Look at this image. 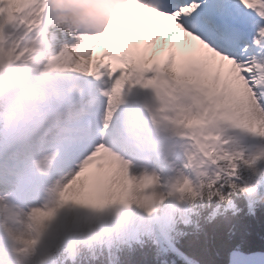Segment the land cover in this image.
Segmentation results:
<instances>
[{
  "label": "snow or ice",
  "instance_id": "snow-or-ice-1",
  "mask_svg": "<svg viewBox=\"0 0 264 264\" xmlns=\"http://www.w3.org/2000/svg\"><path fill=\"white\" fill-rule=\"evenodd\" d=\"M32 16L25 21L29 29H38L42 22L44 0H21ZM94 5L109 20L106 31L81 33L72 48L58 54L38 58L27 56L36 48H21L18 40L9 43L17 20L0 17V133H6L12 146L38 151L49 138L55 144L77 147L73 124L80 113L71 106L64 112H53L66 103L62 96L66 74L82 75L92 80H105L111 87L103 91L107 97L104 127L107 128L116 108L122 102L123 90L129 81L152 87L162 97V89L170 81L187 91L195 101L193 107H181L174 116L163 119L174 126L175 134L187 138L196 152H186V168L195 175H205L198 169L205 162L217 165L214 179L217 191L208 195L226 199L222 188L251 192L252 187L240 184L241 165L254 167L264 160V150L249 159L244 153L224 150L217 143H229L219 134L205 133L212 124H227L264 139V95L253 87L264 83V0H79ZM154 5H157L154 7ZM135 23V36L127 28ZM255 34L248 43V34ZM168 37L172 40L169 42ZM119 39L124 45L97 48L105 40ZM148 69L155 73L145 79ZM123 74L116 78V73ZM164 112L165 108L158 109ZM154 117V122L159 123ZM57 153L45 154L35 161L41 172L47 171ZM198 155L202 159L198 160ZM93 161L98 163L93 164ZM129 161L112 153L100 143L83 162L80 170L60 189V203H75L88 207L130 206L135 204L151 214L155 205L165 199L149 192L158 184V177L147 171L139 176L131 172ZM223 173V175H222ZM203 181L199 187L203 188ZM180 194V199L201 195L191 177L183 174L171 183L167 195ZM0 211L5 214V232L16 241L8 222H14V206L0 197ZM55 209L34 208L31 218L43 224ZM34 244L35 240L24 241Z\"/></svg>",
  "mask_w": 264,
  "mask_h": 264
},
{
  "label": "clouds",
  "instance_id": "clouds-1",
  "mask_svg": "<svg viewBox=\"0 0 264 264\" xmlns=\"http://www.w3.org/2000/svg\"><path fill=\"white\" fill-rule=\"evenodd\" d=\"M157 5H154L156 7ZM43 16L50 15L55 22V26L63 29L70 36L74 37L75 42L71 45H65L63 48H72L77 43V36L81 33L98 34L107 30L110 20L109 18L99 11L94 5L80 3L79 0H44L43 2ZM34 10H30L27 4L22 3L21 0H0V17L7 18L9 21L17 20L18 22L14 25L12 35L9 37V43L13 40H18L21 48H36V52L27 53V56L38 58L41 50V42L38 38V29H29L25 26V21L28 17L32 16ZM42 16V17H43ZM42 23V22H41ZM41 26V24H40ZM31 34V38H28ZM113 42L116 44L124 45L126 41L119 39L105 40L96 47H102L104 45L112 46ZM62 48V49H63ZM147 73H154L152 69H148ZM122 72L116 73V78L122 75ZM145 79H152L153 76ZM82 75L77 74H66L61 77H57L58 80L63 82L78 80ZM87 78V77H85ZM103 80V78H101ZM95 80V81H101ZM108 83V90L111 87L110 82ZM139 85L129 81L124 90L128 86ZM175 81H170L169 84L162 89V97H158L155 88L147 87L146 89H152L159 102L160 108H165L164 112L154 111L152 114V120L154 117L157 119L164 116H174L176 111L181 107H193L195 101L192 95L178 87H175ZM253 87L257 91L258 95H264V83H260L258 86L253 84ZM156 123V122H155ZM157 125L161 126L165 130H171L176 137H181L175 134L174 126L163 119H159ZM103 128L104 121H103ZM231 128L227 124H212L205 129V133L219 134L222 140H228L229 143H217L215 148L218 152L224 150L233 152L244 153L245 159L251 158L253 154L258 151L264 150V146L259 148L245 149L237 141L231 139L226 133L225 129ZM237 129V128H231ZM241 130V129H239ZM245 132V131H244ZM247 133V132H246ZM77 136L82 137L77 145V155L82 157L79 159L78 164L74 170L65 171L63 175L55 179L49 188V198L46 203L39 204L36 206L28 207L27 209L19 206H14L10 202V194L5 192L0 197H6L7 203L14 206L17 213V218L14 222H8L19 237L18 240L12 241L5 232L4 225L6 222L5 214L0 211V238L6 239L9 243L10 252L14 258V264H81L82 259L96 260L100 256L107 255L108 264H115L118 259L117 252L122 250L125 246L131 250L132 242L142 243L141 237L146 234L153 232L154 228L166 226L170 223H174V218L181 220L185 225L193 223L190 220L189 214L191 212L190 205L198 199L207 198L212 200L217 198V204H221L232 196L234 191L231 187L222 188V191L226 194V199L221 200L219 196H209V191H217V187L214 185L212 189L207 187L208 183L213 180L214 173L219 171L217 165L203 163L198 169L199 172L205 173V175H195L193 170L186 168V152H196V149L192 142L187 138H183V163L178 165V170H174V175L163 178L161 175L152 172L158 177V184L149 189V192L155 191L157 194H162L165 199L159 201L155 205V210L149 214L143 208L132 204L130 206H109L104 208L88 207L75 203H60L59 192L60 189L66 184L73 175L80 170V166L83 162L95 151V148L103 143L109 151L120 156L124 159L117 151L104 139V136L95 127L90 125L83 133H76ZM252 136V135H251ZM254 137V136H253ZM99 138V142H95ZM66 146L64 144H56L55 151H64ZM31 161L32 166L38 174L48 175L51 168L55 167L54 161L50 168L41 172L35 166V161L40 159L46 154L45 144L38 151ZM59 159V157H56ZM202 159L198 155V160ZM128 161V160H126ZM93 164L98 161H93ZM249 170L253 174V180L251 183H245L252 187L251 192L241 193L247 194L249 199L255 204H264V194H260L257 191V186L264 182V160L258 162L254 167H247L241 165V170ZM132 172V171H131ZM241 172V171H240ZM133 175L139 176L140 174ZM187 174L191 177L194 184L197 185L201 195L196 198H185L180 199V194L169 197L167 195L170 190V185L174 182L177 177ZM240 174V173H239ZM223 175V173H222ZM203 181L204 187L200 188V182ZM238 182V181H237ZM239 183V182H238ZM241 184V183H240ZM230 207L232 205H229ZM34 208L43 209H55L54 215L43 222L38 224L31 218V212ZM121 209H135V212H129L122 214ZM236 211H240L236 209ZM255 207H249V213L254 214ZM215 213L212 214L211 218H214ZM35 240L34 244H26L24 241ZM195 264V262H193Z\"/></svg>",
  "mask_w": 264,
  "mask_h": 264
},
{
  "label": "trees",
  "instance_id": "trees-1",
  "mask_svg": "<svg viewBox=\"0 0 264 264\" xmlns=\"http://www.w3.org/2000/svg\"><path fill=\"white\" fill-rule=\"evenodd\" d=\"M8 146L7 134L0 133V157ZM239 176V183H251L247 170ZM258 186L264 194V182ZM253 206L255 212L250 214V201L239 191L219 205L217 198L198 199L190 205L193 223L185 225L174 218V223L154 228L141 237L142 243L133 241L131 250L127 246L119 250L115 264H227L233 249L264 250V204L253 202ZM81 264H108V258L82 259Z\"/></svg>",
  "mask_w": 264,
  "mask_h": 264
},
{
  "label": "bare ground",
  "instance_id": "bare-ground-1",
  "mask_svg": "<svg viewBox=\"0 0 264 264\" xmlns=\"http://www.w3.org/2000/svg\"><path fill=\"white\" fill-rule=\"evenodd\" d=\"M49 18V16L46 14L45 16L42 17V23L41 26L37 31V33H39V30H41V28L43 27V23ZM131 21V20H130ZM131 26H132V32L135 31V23H133L131 21ZM10 33L13 32L12 29L8 30ZM28 38H31V34ZM65 42V39H63ZM169 42H171L172 38L168 37ZM67 41V40H66ZM75 42V39L73 41V43ZM62 47H59L57 49L51 48L49 49V45L48 44H43L41 42V50L43 52V55L45 57L50 56V55H55L58 54L59 51L66 45V43L61 44ZM94 82H104V87L105 90L108 87V83L105 82V80H101V81H95V80H88V78L82 77L78 80H72V81H65L63 82L62 85V96L67 99L68 96L72 93V92H76L78 90H80L83 86H90V83ZM151 91V95H152V101L154 103V105L156 106V110L159 109L160 107V102L155 94V92L150 89ZM105 99V98H104ZM102 100V102L106 103L105 100ZM97 105V104H95ZM100 109V108H98ZM93 114L90 118L85 117V116H80V118L74 123L76 125H78V127L74 128L75 133H83L90 125H97L98 121L100 120V113L98 112V110L93 108ZM73 124V125H74ZM55 146L56 144H53L52 141H50V139H48V141L45 143V152L46 154L48 153H52V152H56L57 155L56 157H59V159L54 160L55 163V167L51 168L48 175H41L38 174L37 171L34 169V167L32 166V159L35 155H37L36 152L31 151V150H23L20 149L16 154L13 155H9L7 157V159L4 161L5 166H9L10 167V171L8 170H2L0 172V183L3 186H14L16 187V184L19 180V178L21 177L22 173L28 175L32 181L31 186H28L26 191L24 192V195L21 197V200H19V202H17V204L15 206H19V207H23L25 209H27L28 207H31V203L32 202H36L37 199L39 198V190L41 189L42 186H47V187H51L52 183L54 182L55 179L59 178V176L63 175V173L65 171H70V170H74L76 165L79 162V159L82 157H79L77 155V147H72V146H68L66 147V149L64 151H55ZM113 149L115 148L114 145L110 146ZM131 171L134 174H140L145 172V169L136 167L131 165ZM149 172V171H147ZM151 173V172H149ZM42 201V200H40ZM39 201V202H40Z\"/></svg>",
  "mask_w": 264,
  "mask_h": 264
},
{
  "label": "rangeland",
  "instance_id": "rangeland-1",
  "mask_svg": "<svg viewBox=\"0 0 264 264\" xmlns=\"http://www.w3.org/2000/svg\"><path fill=\"white\" fill-rule=\"evenodd\" d=\"M114 114V113H113ZM240 131H242V132H244L243 130H240ZM244 134L246 135V138H245V140L242 142V147H244V148H246V144H247V142H248V139H249V137H251V135L250 134H248V133H246V132H244ZM249 136V137H248ZM256 145H257V147L259 148V147H261V146H264V139H260V142H256ZM13 147V146H12ZM16 148V147H15ZM151 172H155L156 174H159V175H161L163 178H165V179H167L168 177H166V174L165 173H160L158 170H156V169H154V170H151ZM249 179H250V182H252V180H253V178H252V174L250 173V175H249ZM21 183V186L19 187H17V191H18V194L16 195H12L11 197H10V202L15 206L16 204H17V198L19 197V194L20 193H22V191L25 189V187L27 186V185H29V183H28V181H27V178L26 177H22L21 178V181H20ZM22 184H24L23 186H22ZM257 191H258V189H257ZM38 199H37V201L36 202H32L31 203V205L32 206H36V205H39L40 204V200H42L43 202H47L48 201V198H49V188L48 187H46V186H44V187H42L40 190H39V195H38ZM248 199H249V197H248ZM250 200V199H249ZM40 201V202H39ZM250 206H253V201H251L250 200ZM121 211V213L122 214H127V213H129V212H135L136 210L135 209H121L120 210ZM7 241V240H6ZM8 242V241H7ZM8 248H9V243H8ZM10 251V249L8 250V251H6V252H3V254L2 255H0V264H3L2 263V259L3 260H7V259H9L10 257H9V254H8V252Z\"/></svg>",
  "mask_w": 264,
  "mask_h": 264
},
{
  "label": "water",
  "instance_id": "water-1",
  "mask_svg": "<svg viewBox=\"0 0 264 264\" xmlns=\"http://www.w3.org/2000/svg\"><path fill=\"white\" fill-rule=\"evenodd\" d=\"M227 264H264V250L244 251L233 249Z\"/></svg>",
  "mask_w": 264,
  "mask_h": 264
}]
</instances>
